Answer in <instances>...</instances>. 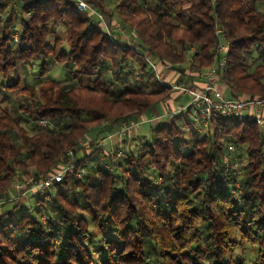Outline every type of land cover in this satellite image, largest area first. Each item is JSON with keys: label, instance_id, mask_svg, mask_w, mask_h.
<instances>
[{"label": "trees", "instance_id": "16d2710c", "mask_svg": "<svg viewBox=\"0 0 264 264\" xmlns=\"http://www.w3.org/2000/svg\"><path fill=\"white\" fill-rule=\"evenodd\" d=\"M87 1L110 25L117 14L130 36H110L72 0H23L19 42L11 37L14 19H0V91L16 90L28 99L14 113L0 105V193L13 188L17 168L21 176L57 169L59 154L78 146L81 137L94 154L106 148L97 147L103 120L113 128L124 118L145 119L173 91L155 79L147 57L182 73L194 47L189 71L207 69L218 56L217 25L230 43L220 72L225 96L264 98V0H151L146 8V0H121L118 12L106 8L105 0ZM148 13L152 20L146 24L138 17ZM50 23L65 27L64 38L50 41ZM254 52L260 62L250 71ZM47 58L68 64L70 85L49 77ZM36 60L42 62L43 83L21 86L19 66ZM80 91L94 98H82ZM24 116L33 132L22 124ZM43 119L58 129L42 127ZM209 127L202 138L191 133L186 141L175 118L159 119L150 142L125 147L129 161L114 169L96 164L95 183L69 176L57 183L48 202L55 217L47 223L37 205L13 219L21 201L5 202L0 264H94L101 252L106 258L100 264H153L146 239L159 248L161 264H247L232 257L245 243L258 250L252 264H264V125L251 117H221ZM228 144L246 145L247 162L238 174L225 170ZM111 228L115 238L108 235Z\"/></svg>", "mask_w": 264, "mask_h": 264}, {"label": "built area", "instance_id": "2783aa9c", "mask_svg": "<svg viewBox=\"0 0 264 264\" xmlns=\"http://www.w3.org/2000/svg\"><path fill=\"white\" fill-rule=\"evenodd\" d=\"M72 1L75 3L79 11L91 12L95 16V19L103 24V28L110 36H113L114 31L120 33L121 35H126L125 24L115 23V25L111 28V25L105 22L103 14L94 9L87 0ZM216 35L219 37V44L217 47L218 56L215 59V63L206 71L201 73L203 83L200 86L188 85L183 82H170L164 76L163 70H169L171 66L166 65L161 69L156 60L147 57L150 70L154 74L157 81L162 84H166L172 90L178 91L182 95L190 97L189 103L170 108V110H166L163 114H153V116L149 118L150 121H157L164 116L173 119L179 115L189 112L192 115L191 119L182 124L181 128L185 132L200 133L202 132L203 125L207 126L210 123H214L221 117H238L242 113L246 112L249 114V117L255 120L258 124L264 125V98L240 99L227 97L219 88L220 72L226 67L227 63L229 41L226 37L224 29L218 25L216 27ZM13 39L15 42H19V35L17 33L14 34ZM192 49L194 50V48ZM144 122V119L136 117L122 119L116 125L114 132L108 133L97 142V147L106 146L108 149L107 153L113 158H129L130 156L127 151L118 150L115 145V138L120 141L119 145H121L124 142L126 135L131 133L133 130H139ZM39 123L41 126L52 128V124L45 119L41 120ZM107 124L108 123L104 122L102 126L105 128ZM235 149L236 147L233 144H228L226 146L225 154L232 155L230 157L225 155L224 163L226 171L233 168L235 170V174H238L240 173V168H238L239 165L237 163V156L234 155L236 153ZM77 163L78 159L75 151L73 149H69L62 152L59 158L58 168L52 172H48L41 176H21L18 171L13 184V192L8 191L4 198L0 199V206L8 201L23 200L27 202V206L24 208V211L33 212L37 203H35L34 206L31 205V202L28 203L30 196L39 195V197L44 196L47 200H51L52 197L50 191L57 183L62 182L66 176L74 174ZM83 174L84 170L80 168L78 174L79 177Z\"/></svg>", "mask_w": 264, "mask_h": 264}, {"label": "rangeland", "instance_id": "374dc122", "mask_svg": "<svg viewBox=\"0 0 264 264\" xmlns=\"http://www.w3.org/2000/svg\"><path fill=\"white\" fill-rule=\"evenodd\" d=\"M22 1L23 0H7L4 3V5H0V19H1V22L4 23V21H6V19L10 18V17L14 19V21L11 22V26H10V29L12 30V34H11L12 38H13L14 34H16V33L18 34V31H19V28H20V22H21V12L20 11H21V2ZM120 1L121 0H105L106 8L114 10V9H116V5ZM149 1H151V0H146V3L144 5L145 8L148 5ZM116 10H117L116 12H118V9H116ZM29 15H31V14L29 13ZM103 16L105 18V22L107 24H109L108 16H105V15H103ZM114 18H115V21L110 27L112 28V26H114L115 23L116 24H118V23L125 24V27H126L125 34L127 36H130L129 32H128L129 25H126V23L123 20H121L118 17L117 14H115ZM138 18L139 19L143 18L145 23L148 24V22H150L152 20V15L150 13H148L147 15L140 16ZM94 19H95V17H94ZM95 20L97 21V19H95ZM48 28H49V30H51V32L53 31L52 34H51V37H50V41L51 42L54 41L55 37L64 38V36H65V27H62V26L54 27V25L52 23H50L48 25ZM229 47H230V43H229ZM229 47H228V49H229ZM192 50H189L187 52L186 60H185L184 63H182V66L183 65L184 66H188V67L191 66V64H192V55L191 54L193 53L194 50L196 51V49L194 48V50L193 51ZM257 57H258V53L254 52L252 60L250 61V65H251L250 71H253L255 66L257 64H259L260 60L256 59ZM41 63H42L41 61L36 60L31 65L19 66L17 72H18L19 77L22 79L21 86L34 84L36 87H39L40 84L43 83V80L39 76V72H40L39 70H40V67H41ZM46 64H47L48 68L50 69V73H49V77L50 78H54L55 80H57L60 83V85H63V86H68V85L71 84V80H70L71 77L69 75V70H68V66H67L68 64H66L64 62L56 63V62L53 61V59H50V58L46 59ZM198 72H200V71H198ZM13 79H14L13 77L12 78H8L7 82L10 83V82L13 81ZM136 79L138 81H140V78H136ZM150 90H152V89H150ZM78 93H79L80 97L85 98V99L86 98L87 99H89V98L93 99L94 98L92 96L90 97V95H88V94L83 93L82 91H80ZM26 98H27L26 95H24L22 93H18L16 90L10 91L8 93L0 91V105H1V107L8 109L12 113H14V110L16 109L15 108L16 106H18V105H20L22 103L24 104L28 100V99L26 100ZM95 99H96V97H95ZM255 99H259V98L256 97ZM187 100H189L188 97L184 98V101H187ZM10 101H11V104H10ZM166 101H169L168 98H166L164 101H161V102L157 103L154 106V108L152 110V113L149 112L150 113V117L153 116L152 114H153L154 110L162 111L163 110L162 109V104L164 102H166ZM169 110H170V108H169ZM188 115H189V117L192 116L191 113H189V112L186 113V114L177 116L175 118V122L179 126H181L184 123L183 116L186 117ZM238 117L246 119V118L249 117V114L244 112L241 115H239ZM164 118H165V121L168 122V123L172 122V120H173L172 118H168L166 116H164ZM104 122L108 123L107 125H110L111 124V120L110 119H105V120H103L102 122L99 123L98 128H99V130H102V133H103V131L105 129H107V125L105 126L106 127L105 129L102 126ZM151 122L152 121H150L148 119V122H144L139 130H133L131 133H128L126 135L125 138L128 139V141H129L130 149H135L134 148L135 144H138V146H140L141 145V141L140 140H144V142L145 141L150 142L152 140V128H153V126H155L157 124V122H155L153 124ZM49 123L52 124L51 122H49ZM22 124L30 132L34 131L33 125L31 124V120L27 116H24L22 118ZM42 127H44V126H42ZM44 128H47V127H44ZM52 128L58 129V126L52 124ZM206 133H207V131L202 133V134L199 133L198 137L202 138L204 136V134H206ZM92 135H94V134H92ZM106 135L101 136L100 139H102ZM192 137H193L192 134L189 133V132H186L183 135V139L186 140V141H190L192 139ZM115 145L118 148V150H121V151L125 150V147H126L125 146V141L121 145H119V144H115ZM85 146H86V139L84 137H81L79 139L78 146H76V147H68V148H66V149H64L62 151V152H65L66 150L73 149L75 151L77 159L80 160V162H78L77 165H76V169H75L74 174L70 175L69 177H73L75 179L82 180V181H85L86 177H90L91 178V182L95 183L97 181V177H96V174H95L96 164H101V165L105 166L108 169H111V168L114 169V166L119 165L122 162H126V161L130 160V158H127V159L124 158L125 160L122 159V158H116V157L113 158L110 154L107 153L108 149L105 148L104 146H102V147H104L102 150H99V152L95 153V154H94V152L92 150H90L89 148H86ZM190 147L191 146L187 147V149H186L187 152L191 149ZM237 148H238V153L239 154H234V155H236L237 159H238L237 160V163L239 165L238 168L242 169V168H244V166L246 165V162H247L246 145H240V146L236 147V149ZM128 150H129V148H128ZM62 152L59 154V158H60V155L62 154ZM225 155L230 157L232 154H225ZM84 157H86V158H84ZM83 159H84V161H82ZM80 168H82L84 170V174L81 177H79V175H78ZM17 169L18 170L16 171V173L19 170H21L20 168H17ZM150 172H153V170H150ZM30 175H33V174H30ZM162 180L163 179L160 178V177L157 178V182L158 183L162 182ZM166 184L169 185V183H166ZM168 187L171 190L174 189V186H172L171 184ZM12 189L13 188H8V189L4 190L2 193H0V199H3L4 196L6 195V193H8V191H11ZM54 191H55V187L50 191L51 192V197H52V194L54 193ZM73 192L77 193L78 190L74 189ZM37 199L39 201V204H37V207L38 208L40 207L41 211H42V213L39 214V218L44 223H47L50 218H54L55 217V214L52 213L50 207L48 206L49 200H47L44 196H40V197H39V195L30 196V200H29L28 203L31 202V205L34 206V204L37 202ZM40 203H41V205H40ZM26 206H27V202L22 200L20 205L18 207H16V209L13 211L12 218L16 219L18 214ZM10 207H12L11 203L8 204L6 208H10ZM108 235H109V237L115 238V236H116L115 230L111 228L108 231ZM235 237L237 238L238 241H240L241 228H239V227L236 228ZM99 239H100V236H97L95 238V243H97V241H99ZM85 242L87 243V241H85ZM145 251L150 255V258H151V261L153 262V264H161L160 260H158L157 252H156V251H159V248L156 247L155 243L151 239H146V241H145ZM95 257H96V259H95V263L94 264H100V260L101 259H105L106 258V254L104 252H101L99 258H97V255ZM232 257L235 258V259H243V261H246L247 264H252L258 258V250L256 248L252 247L251 245H249L248 243L240 244L236 248V250L233 252Z\"/></svg>", "mask_w": 264, "mask_h": 264}, {"label": "crops", "instance_id": "0c3cea01", "mask_svg": "<svg viewBox=\"0 0 264 264\" xmlns=\"http://www.w3.org/2000/svg\"><path fill=\"white\" fill-rule=\"evenodd\" d=\"M109 24H110V21H109ZM100 25H101V27H103V24L102 23ZM181 69L184 72L181 73L179 71H172L171 69H169V70H163V74L166 77V79L169 80L170 82H175V83L183 82V83L188 84V85L200 86L203 83V79L201 78V73H203L204 71H206L208 68L207 69H204V70H201L200 72H198V71H189L188 66H184L183 65ZM219 88L226 95L227 92L225 90V87L221 83V80L219 82ZM186 97H188L189 100L184 101V98H186ZM168 100L169 101H166V102H164L162 104V109H163L162 111H156V110H154L153 114H162L166 110H168L169 108H174V107H176L178 105H182V104L185 105V104L189 103L190 97L187 96V95H182L178 91H174L173 90L172 93H171V96L168 98ZM152 110H151L150 113H152ZM150 113H148L147 117L144 119L145 122H148V119L150 118ZM161 119H165V118L163 117ZM189 119H191V117H189V115L186 116V117L183 116L184 123L187 120H189ZM157 121H155V122H157ZM155 122H151V123L153 124ZM209 129H210L209 125H207V126L203 125L202 132H200V133L202 134V133H204L206 131L208 132ZM114 131H115V127L109 128V125H107V129H105L103 131V135L102 136H104V135H106L108 133L114 132ZM194 134H196L197 136L199 135V133H194ZM124 141H125L126 148H129L130 149V145H129L128 139L125 138ZM140 141H141V143L144 142V140H140ZM119 143H120V141L117 138H115V144H119ZM138 147H139L138 144H135L134 148H138ZM235 154H239L238 153V148L236 149V153ZM11 192H13V190H11Z\"/></svg>", "mask_w": 264, "mask_h": 264}]
</instances>
